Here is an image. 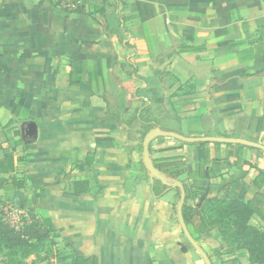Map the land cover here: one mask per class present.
Instances as JSON below:
<instances>
[{
  "label": "crops",
  "instance_id": "crops-1",
  "mask_svg": "<svg viewBox=\"0 0 264 264\" xmlns=\"http://www.w3.org/2000/svg\"><path fill=\"white\" fill-rule=\"evenodd\" d=\"M83 10L0 0V206L49 219L57 251L25 264H206L178 185L210 264H252L202 206L253 203L264 231V0Z\"/></svg>",
  "mask_w": 264,
  "mask_h": 264
},
{
  "label": "trees",
  "instance_id": "trees-1",
  "mask_svg": "<svg viewBox=\"0 0 264 264\" xmlns=\"http://www.w3.org/2000/svg\"><path fill=\"white\" fill-rule=\"evenodd\" d=\"M85 3V0H84ZM84 5L69 13L82 14ZM12 168V158L7 153L0 160V174ZM257 211L253 203H241L236 200L211 199L204 202L202 215L207 229L215 230L224 245L230 250H244L252 264H264V231L251 224V216ZM41 229V230H40ZM52 224L42 217L32 219L21 233L6 228L0 219V249L9 253L8 264H25L30 256L45 259L57 253L51 235ZM26 238V239H25ZM45 256L38 258V251ZM18 253L21 257H18Z\"/></svg>",
  "mask_w": 264,
  "mask_h": 264
},
{
  "label": "rangeland",
  "instance_id": "rangeland-1",
  "mask_svg": "<svg viewBox=\"0 0 264 264\" xmlns=\"http://www.w3.org/2000/svg\"><path fill=\"white\" fill-rule=\"evenodd\" d=\"M33 218L40 220L42 216L29 212H19L14 206L11 205L5 204L3 206H0L1 223L6 228L14 230L16 233H21L25 225H30L32 223ZM38 253V258L45 256V254L40 250L38 251ZM18 257H21L20 253H18L17 258ZM9 260L10 258L7 250L0 249V264H8Z\"/></svg>",
  "mask_w": 264,
  "mask_h": 264
},
{
  "label": "water",
  "instance_id": "water-1",
  "mask_svg": "<svg viewBox=\"0 0 264 264\" xmlns=\"http://www.w3.org/2000/svg\"><path fill=\"white\" fill-rule=\"evenodd\" d=\"M152 134H149L147 136V138L144 141V153H146V149H147V144H148V140L151 137ZM168 136H174L172 134H166ZM181 139V138H180ZM182 140H187V139H182ZM195 141L197 142H231V140H226V139H216V138H202V139H196ZM178 187L180 188V200H179V204L177 207V216H178V221L180 224V227L184 233V236L186 237V239L188 240V242L192 245V247H194V249H196L198 251V253L201 255V257L203 258V260L205 261L206 264H210L208 257L206 256V254L202 251V249L196 244V242L194 241V239L190 236V234L187 231L186 225L184 223V219L182 216V205L185 199V195H184V191L182 189V187L180 185H178Z\"/></svg>",
  "mask_w": 264,
  "mask_h": 264
},
{
  "label": "built area",
  "instance_id": "built-area-1",
  "mask_svg": "<svg viewBox=\"0 0 264 264\" xmlns=\"http://www.w3.org/2000/svg\"><path fill=\"white\" fill-rule=\"evenodd\" d=\"M54 4L61 10L73 11L80 5H84V0H54Z\"/></svg>",
  "mask_w": 264,
  "mask_h": 264
}]
</instances>
